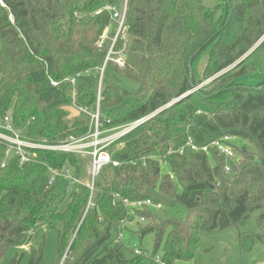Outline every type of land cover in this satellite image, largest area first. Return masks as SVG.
Returning <instances> with one entry per match:
<instances>
[{"label":"trees","instance_id":"obj_1","mask_svg":"<svg viewBox=\"0 0 264 264\" xmlns=\"http://www.w3.org/2000/svg\"><path fill=\"white\" fill-rule=\"evenodd\" d=\"M124 3L0 0V118L10 116L36 142L85 137L91 118L80 113L71 120L68 109L96 110L99 70L114 37L110 13H95L121 9ZM127 25L126 68L109 63L102 82L101 120H111L104 128L162 111L110 147L120 165L104 168L96 180L94 207L84 185L70 187L58 179L48 187L47 167L69 168L84 181L77 156L43 153L45 165L21 166L16 159L6 162L1 146L0 264L11 250L28 246L27 264H41L45 244L31 243L47 226L57 233L58 264L65 253L62 264H156L163 243L164 263L193 264L203 234L243 224L255 211L264 216V77L255 88L236 84L248 73L250 57L264 48V0H223L215 7L203 0H127ZM108 28L111 35L99 48ZM260 42L240 65L180 100L234 67ZM207 49L202 79L195 81L193 63ZM49 77L57 82L76 78V85L53 88ZM122 79L137 89L124 86ZM225 137L241 142L229 144L240 159L231 174L217 151L207 155L186 147L188 138L202 147ZM115 195L131 202L151 200L162 209H133L128 217ZM175 208H184L186 218L170 217L168 210ZM127 217L129 223L138 220L141 238L155 235L150 259H127L124 243L111 241ZM143 221L148 225L142 226ZM23 258V253L16 255L10 264H21Z\"/></svg>","mask_w":264,"mask_h":264},{"label":"built area","instance_id":"obj_2","mask_svg":"<svg viewBox=\"0 0 264 264\" xmlns=\"http://www.w3.org/2000/svg\"><path fill=\"white\" fill-rule=\"evenodd\" d=\"M103 12H108L111 15V22L114 27V37L111 39L112 43L107 52L106 60L102 68L99 70L100 84H99V96L97 102V108L94 112L88 109L75 108L79 113L88 115L91 118L90 130L85 137L81 138H70L66 141L49 144L46 142H36L30 139L23 131L17 129L12 122L10 116L0 118V147L6 148L7 161L16 159L21 166L29 163L41 162L45 165L40 157L43 153H61L67 155H74L78 158H89L90 165L88 169V180L83 181L77 179L73 171L69 168L54 169L47 167L49 182L48 187H52L58 179H64L68 182L69 186L73 187L76 184L84 185L91 191V199L89 202L90 207H94L93 195L96 192L95 182L100 176L101 172L106 167H119L120 163L113 159L110 147L126 137L140 126L151 120L159 112L142 118L130 124L104 128V124L110 125L111 120H101L100 114V102H101V88L102 82L105 76V71L109 63L115 64L119 69L123 70L126 68L127 51H128V32L129 27L127 25V0L121 9L113 7H105L95 13L99 16ZM111 28L106 29L103 34L98 47L102 48L106 41L111 35ZM122 43V48L118 50V44ZM53 88H58L63 83H70L72 86L76 85V78H67L64 81L57 82L51 77L48 78ZM76 99V91H73V100ZM235 139L231 137H225L219 141H215L207 146H198L195 144L193 139L188 138L186 147L190 148L193 152H202L207 155L210 154L211 150H215L224 156L226 160L225 171L227 174L232 173V164L238 163L240 159L235 156V153L229 144ZM184 148L180 150L183 153ZM6 167V163L2 165V168ZM116 202L120 201L128 209V217L131 216L133 209L150 208L156 211H160L162 206L155 204L151 200L131 202L127 199H122L119 195H115ZM127 219L122 222L119 226L117 243L123 242V227L128 222ZM137 256H143L146 259H150L148 253L143 252L139 249L135 250ZM156 264H166L160 258L155 257L153 260Z\"/></svg>","mask_w":264,"mask_h":264},{"label":"rangeland","instance_id":"obj_3","mask_svg":"<svg viewBox=\"0 0 264 264\" xmlns=\"http://www.w3.org/2000/svg\"><path fill=\"white\" fill-rule=\"evenodd\" d=\"M222 2L223 0H203V3L208 7H215ZM209 54L210 49H207L194 61L192 70L195 81H200L202 79L203 72L208 63ZM246 66L249 69L248 73L236 79V84L243 87L255 88L263 81L264 77V48L255 52L247 61ZM217 77L210 79L211 82L208 84L206 83V85L203 86H208ZM122 84L131 89H137L138 87L137 84L126 79H122ZM171 106L172 103L166 106L165 109H168ZM68 110L71 113V120L80 116L79 111L76 109L70 108ZM233 142L238 145L241 143L238 140H234ZM118 148L119 147L115 149L118 150ZM80 159L84 166V181H87L90 159L87 157ZM168 214L172 218L184 219L187 216V211L184 208H175L168 210ZM137 222L138 220L134 223L128 222L126 224V229L123 230V243L127 250V259L134 258L136 255V249L147 252L150 257L154 254L155 235L148 234L141 238L138 234L139 230L136 224ZM141 225L147 226L148 222L143 221L141 222ZM117 236L118 235L114 233L111 241L116 240ZM40 242H44L45 244L44 256L41 264H58L56 254L58 237L56 231L49 226L39 229L34 235L31 245L35 246ZM164 246L165 244L163 243L156 253V257L161 260L164 257ZM29 249L30 247L28 246L23 250H11L3 259L2 264H10L16 255H21L22 253L24 254V258L21 264H27L29 260ZM65 258L66 253L59 264H62ZM193 264H264L263 212H253L245 223L238 226L230 227L224 231L203 234L201 249L196 258V263Z\"/></svg>","mask_w":264,"mask_h":264},{"label":"water","instance_id":"obj_4","mask_svg":"<svg viewBox=\"0 0 264 264\" xmlns=\"http://www.w3.org/2000/svg\"><path fill=\"white\" fill-rule=\"evenodd\" d=\"M264 41V39L262 40V42ZM261 42V43H262ZM260 43V44H261ZM260 44L256 47V48H254L249 54H247L242 60H240L234 67H232V68H230L229 70H227V71H225L224 73H222V74H220L218 77H220V76H222V75H224L225 73H227V72H229L230 70H232V69H234L235 67H237L238 65H240L243 61H245L259 46H260ZM192 66V62L190 63V67ZM191 71H193V70H191ZM217 77V78H218ZM211 81L209 80V81H207V82H205L203 85H206V83L208 84V83H210ZM202 85V86H203ZM202 86H200V87H198V88H196L194 91H192V92H190V93H188V94H186L185 96H183L180 100H183V99H185L186 97H188L189 95H191L193 92H195V91H197L198 89H200ZM180 100H178V101H180ZM177 101V102H178ZM174 103H176V102H174ZM173 103V104H174ZM165 109V108H164ZM162 111V110H161ZM161 111H159V112H161Z\"/></svg>","mask_w":264,"mask_h":264}]
</instances>
